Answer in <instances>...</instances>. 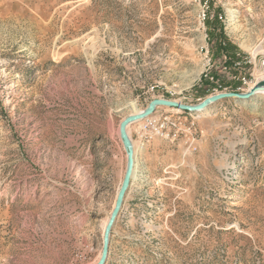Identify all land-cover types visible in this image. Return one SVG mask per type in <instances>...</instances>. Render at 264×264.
<instances>
[{
    "label": "rangeland",
    "instance_id": "rangeland-1",
    "mask_svg": "<svg viewBox=\"0 0 264 264\" xmlns=\"http://www.w3.org/2000/svg\"><path fill=\"white\" fill-rule=\"evenodd\" d=\"M208 4L204 32L195 0H0V264H97L128 164L121 123L264 77V0ZM211 107L159 108L182 118L170 139L128 127L144 162L105 264H264V96Z\"/></svg>",
    "mask_w": 264,
    "mask_h": 264
},
{
    "label": "water",
    "instance_id": "water-1",
    "mask_svg": "<svg viewBox=\"0 0 264 264\" xmlns=\"http://www.w3.org/2000/svg\"><path fill=\"white\" fill-rule=\"evenodd\" d=\"M264 83V81L262 82ZM264 87L262 84H257L250 92L246 94H239V93H224L219 94L217 96H213L205 100L202 104L197 106H191V105H184L175 101H169V100H153L146 110H144L141 114L137 116H130L126 118L120 126V133H121V139L124 145V148L127 152L128 156V164L126 173L124 176L123 184L121 186V189L119 191L114 209L111 213L110 221L106 227L105 234H104V241H103V250L100 257V260L97 264H105L109 255V247H110V236L111 231L120 215L125 196L127 191L129 190L131 184H132V176H133V169H134V149L132 147V142L129 136L127 135V128L135 124L139 121L144 120L145 118L152 115L158 108H171V109H179L182 111H188V112H197L201 111L205 107L211 106L213 104H216L223 100H239V101H248L255 97V95L260 91V89Z\"/></svg>",
    "mask_w": 264,
    "mask_h": 264
},
{
    "label": "built area",
    "instance_id": "built-area-1",
    "mask_svg": "<svg viewBox=\"0 0 264 264\" xmlns=\"http://www.w3.org/2000/svg\"><path fill=\"white\" fill-rule=\"evenodd\" d=\"M198 4L202 7V18L199 22L200 26L203 28L204 32H206V22L209 20L210 14V6L209 0H195ZM207 39V35L205 36V41ZM207 44V43H205ZM201 45L200 51L205 55V63L204 66V73L205 78H208V74L210 70L213 68L212 60L209 57V49L207 45ZM222 72H227L228 67L226 65L221 66ZM262 70L264 72V63L262 64ZM240 81L242 82L243 87H249L250 83H248L247 79L241 78ZM159 109V108H158ZM153 115L145 118L144 120L140 121L138 124V131L143 135V137L149 142L152 139H170L172 137H176V130L182 126V118L181 116H172L167 114L166 112H159V110Z\"/></svg>",
    "mask_w": 264,
    "mask_h": 264
},
{
    "label": "bare ground",
    "instance_id": "bare-ground-1",
    "mask_svg": "<svg viewBox=\"0 0 264 264\" xmlns=\"http://www.w3.org/2000/svg\"><path fill=\"white\" fill-rule=\"evenodd\" d=\"M234 18H232V20H233ZM264 74V73H263ZM264 76V75H263ZM263 80H264V77H259V79L257 80V83H259V84H262L263 86H264V83H262L263 82ZM253 86V85H252ZM250 88H252V87H250ZM259 96H264V87H262L261 89H260V91L255 95V97H253L251 100H249V101H253V100H255L256 98H258ZM174 110H176V111H180L179 109H174ZM200 113H202L203 115H207V114H211L212 112H213V107H211V106H208V107H205L204 109H202L201 111H199ZM142 113V111H138V112H136L133 116H137V115H139V114H141ZM127 135L129 136V138L131 139V137H130V130H129V128L127 129ZM132 141V140H131ZM132 147H133V149H134V143H133V141H132ZM143 162H144V159H143V157H141V156H137L135 159H134V169H133V176H132V180H134L135 178H136V176H137V172H138V169L140 168V166L143 164ZM111 217V216H110ZM110 221V220H109Z\"/></svg>",
    "mask_w": 264,
    "mask_h": 264
},
{
    "label": "trees",
    "instance_id": "trees-1",
    "mask_svg": "<svg viewBox=\"0 0 264 264\" xmlns=\"http://www.w3.org/2000/svg\"><path fill=\"white\" fill-rule=\"evenodd\" d=\"M220 50L221 51H233V48H232V50L230 49V46L229 47H220ZM233 58H230V60L229 61H227L226 63H225V65H227V67L229 68V70H231V67H232V65L235 63V57L234 56H232ZM240 85L241 84H238V87H240Z\"/></svg>",
    "mask_w": 264,
    "mask_h": 264
}]
</instances>
